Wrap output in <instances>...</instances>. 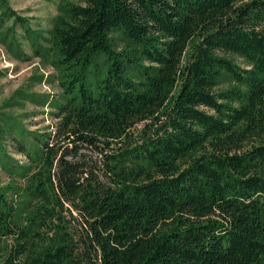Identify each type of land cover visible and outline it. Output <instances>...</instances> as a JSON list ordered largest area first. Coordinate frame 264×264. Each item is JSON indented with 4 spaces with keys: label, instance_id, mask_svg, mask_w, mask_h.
Here are the masks:
<instances>
[{
    "label": "trees",
    "instance_id": "obj_1",
    "mask_svg": "<svg viewBox=\"0 0 264 264\" xmlns=\"http://www.w3.org/2000/svg\"><path fill=\"white\" fill-rule=\"evenodd\" d=\"M83 2L51 29L55 132L3 161L0 264H264V0Z\"/></svg>",
    "mask_w": 264,
    "mask_h": 264
},
{
    "label": "rangeland",
    "instance_id": "obj_2",
    "mask_svg": "<svg viewBox=\"0 0 264 264\" xmlns=\"http://www.w3.org/2000/svg\"><path fill=\"white\" fill-rule=\"evenodd\" d=\"M16 16L26 20L24 25L2 15L0 10V129L8 125V132L0 133V187L16 183L18 177H9L3 161H17L26 165V159L16 151L13 136L18 131L24 146H30L36 137L53 134L57 120L56 105L62 101V92L57 81V72L52 66L49 48L51 29L62 9L67 4L83 5V0H4ZM117 51L127 48V41L112 33ZM37 51V52H36ZM235 64L245 67L244 62L229 56ZM228 78L216 87V92L233 86ZM141 127V125H140ZM4 132V133H3ZM90 156L88 150L82 151ZM95 158V156H93ZM11 196V195H9Z\"/></svg>",
    "mask_w": 264,
    "mask_h": 264
}]
</instances>
